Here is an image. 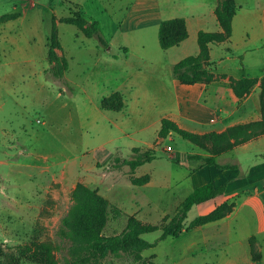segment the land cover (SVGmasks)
I'll return each instance as SVG.
<instances>
[{
    "label": "crops",
    "instance_id": "0c3cea01",
    "mask_svg": "<svg viewBox=\"0 0 264 264\" xmlns=\"http://www.w3.org/2000/svg\"><path fill=\"white\" fill-rule=\"evenodd\" d=\"M120 2L0 0V6L11 7L9 11L0 10V16L14 14L13 18L0 21V69H8L2 84L7 95L14 94L13 87L19 84L29 96L30 106L42 116L41 126L27 142L17 140L15 145H8L9 149L17 148L18 160L6 162L28 169L26 175L38 182L42 195L48 191L50 180L61 185L69 183L70 189L82 182L97 189L109 203L149 223H158L164 215H171L195 187L205 183L223 186L222 195L192 208H202L199 216L225 200H234L233 210L217 221L160 240L150 248L151 264H264V179H251L258 170V159L264 160V133L216 156L214 164L194 170L184 183L189 190L183 198L178 193L180 177L162 171H138L150 161L137 166L131 174L149 175L148 182L140 186L125 183L117 176L100 179L94 172L100 164L110 163L116 151L152 147L164 117L199 134L221 132L259 118L257 94L258 84L264 78V35L258 37L253 33V45H249V33L240 36L234 32L235 20L243 6L246 3L264 6V0H235L238 9L232 19L230 38L210 45V71L216 79L208 84H182L173 75L172 66L183 57L198 53V31L220 30L214 14L217 0H127L126 7L118 13ZM26 3L29 9L25 8ZM68 3L80 4L86 19L99 22L109 46L102 47L95 37L84 36L72 24L57 22L61 45L57 53L68 60L64 77L69 88L62 91L44 71L49 67L47 42L52 16L57 19L68 16ZM18 6L26 10H17ZM257 12L254 17L262 25L264 8ZM174 17L185 19L188 36L178 45L162 49L158 42L159 24ZM71 26L75 28L72 33L60 32L72 30ZM63 34L72 39L70 48L64 45ZM229 77L256 78L257 82L239 99L230 88ZM115 91L124 95L125 106L119 111L102 109L101 98ZM230 100L234 105L238 100L248 102V107L246 110L229 107ZM4 103L1 100L0 106ZM153 135L155 139L151 141ZM57 144L65 151L63 162L50 160L51 154L45 152ZM238 148L250 154L248 161L234 156V160L226 163L227 154H235ZM98 150L104 151L102 159L95 154ZM110 174L107 172L106 176ZM159 234L156 231L155 238ZM252 237L258 260L252 258Z\"/></svg>",
    "mask_w": 264,
    "mask_h": 264
},
{
    "label": "trees",
    "instance_id": "16d2710c",
    "mask_svg": "<svg viewBox=\"0 0 264 264\" xmlns=\"http://www.w3.org/2000/svg\"><path fill=\"white\" fill-rule=\"evenodd\" d=\"M70 14L57 19L52 16L51 28L48 36L47 61L49 67L45 69L46 77L54 82L60 90L68 89L69 85L64 75L68 69V60L64 55L57 53L61 50L58 37L57 22L74 25L84 36L95 37L102 47L109 44L101 34L99 22L86 19L78 3L66 4ZM238 6L235 0H217L214 6V14L219 25V31L200 30L197 33L198 53L188 55L180 59L172 66V73L182 84H194L202 82L208 84L216 79L210 71L212 62L209 57L211 44L227 41L232 34V19ZM14 17V14L0 16V21ZM188 36L185 19L174 17L161 20L158 27V42L162 49L178 45ZM126 52V48H124ZM113 56H116L113 54ZM256 78L234 79L229 77L232 92L237 98H242L250 92L256 84ZM261 92L259 94L261 117L248 120L227 127L221 132L210 131L207 133H195L179 127L169 118H162L158 136L165 138L170 132L181 136L183 139L197 145L210 154L206 162L214 164V158L235 146L259 137L264 133V78L261 79ZM125 106L124 95L115 91L100 100V107L105 110L119 111ZM133 157L130 159H114L121 161L131 170L146 162L154 156L149 150L132 148ZM149 175L133 177L130 182L140 186L148 182ZM224 193L223 186L214 187L211 183H205L195 187L178 205L174 214L170 217L164 215L158 223L142 221L134 214L126 215L124 228L115 234H103L109 214L114 218L124 214V211L116 206H110L108 200L82 182H77L72 189V204L61 219L59 231L70 240L72 262L70 264H100L107 256L130 261L134 264H151L152 255L144 257L142 252L153 248L166 238H175L183 230L190 229L205 223L217 221L228 213L234 206V200H225L216 205L211 211L199 215L186 223L188 211L195 205L207 202ZM160 231L154 241H148L142 237L146 233ZM254 238H250L251 254L254 260H258L259 253L255 248ZM47 243L33 242L30 245L20 246L11 253H6L0 248V264H50L46 261L49 252Z\"/></svg>",
    "mask_w": 264,
    "mask_h": 264
},
{
    "label": "rangeland",
    "instance_id": "374dc122",
    "mask_svg": "<svg viewBox=\"0 0 264 264\" xmlns=\"http://www.w3.org/2000/svg\"><path fill=\"white\" fill-rule=\"evenodd\" d=\"M126 2L127 0H121V5L118 6L119 8L117 7L118 13H121L119 10H123L126 7ZM10 8V6H0L1 12L9 11L11 10ZM25 8L29 9L30 5L26 3ZM25 8L20 9V6H18L17 10L24 12L26 10ZM263 8V5L246 3L243 6V11L239 13V16L235 20L234 33H238L237 35L240 36H242V33H249L251 36V40L249 39L250 42L253 40V33L258 37L264 35V24L262 23V25H260L254 17L258 13L257 10ZM47 20H49V17ZM25 24H27V21H25ZM27 25L25 26L26 28H28ZM47 27L48 24L44 26L45 30ZM71 27L72 30L61 29L60 32L72 33V31H75L73 30L75 28L73 26ZM68 36V34H63L62 41L66 47L70 48L69 46L72 39ZM249 45H253V43L251 42ZM6 73H8V69H0V102L1 100H5V103L0 106V248L6 253H11L16 251L18 247L30 245L33 242L47 243L49 246V252L45 257L47 262L50 264H70L72 262L70 240L59 231L61 219L67 213L73 202L70 184L61 185L50 180L48 182V191L42 195V190L38 182L26 175L28 169H23V167L11 165L6 162L7 160L9 162H16V160H18L15 159L18 153L17 148L9 149L8 145L11 143L15 145L17 140L27 142L28 137L34 136L33 134L37 132L36 129L41 126L40 124L42 121V116L38 109L30 106V98L24 91H21V86L19 84L13 87L15 90L14 94L7 95L6 88L2 84V78L5 77ZM261 83L260 80L257 94L260 108L259 117H261L259 100V94L262 89ZM228 105L232 108L235 106L236 109L240 108L246 110L248 102L242 103L241 100H238L234 105L230 100ZM249 106L251 107V104ZM200 113L203 114V112ZM3 129L6 130V133H3ZM151 138V141H153L155 136L153 135ZM168 146H171V149H168ZM141 150L151 151L154 158L148 164H144L140 167L138 171L140 173L144 170H153L156 173L162 171L169 176H175L176 178L180 177L181 185L178 193L181 198H183L189 190V187L185 188L184 183L189 179L190 174L200 166L212 165L206 162V159L210 156H202L199 154L208 152L172 132L165 138H156L152 147ZM45 152L51 154L49 155V159L53 161L63 162L65 158V151L58 144ZM233 153L227 154L224 159L226 163L231 162L229 160H234V156L248 161L250 155L245 154V152L241 151L239 148L236 150L235 154ZM95 154L98 158L102 159L104 151L98 150ZM133 155L132 150L128 152L116 151L114 157L123 160L130 159ZM185 159L187 162H185ZM258 160L260 161L258 162V170L256 175H252V180L264 179V160H261V158ZM108 165L110 170L107 167ZM134 171V169L131 170L127 165L122 164L121 161H116L114 158L110 163L106 162L94 168V172L100 179L105 177L114 179L117 176L118 179L124 180L125 183L130 181V176ZM107 172H111V174L106 176ZM166 189L168 191L171 190V188L168 187H166ZM109 204L110 206H116L112 203ZM201 209L202 208L195 207L188 211L186 221L188 222L197 216ZM174 212L169 216L171 217ZM125 214L127 213L124 212V214L117 218L109 214L108 223L106 222L107 227L103 230V234L111 235L120 232L126 224ZM120 218L122 220H120ZM115 219H118V222H116ZM155 235L156 231L146 233L142 235V237L148 241H154L157 238H155ZM143 253L144 256L148 258V255L152 253V249H146ZM100 264L134 263L107 256L101 260Z\"/></svg>",
    "mask_w": 264,
    "mask_h": 264
},
{
    "label": "built area",
    "instance_id": "2783aa9c",
    "mask_svg": "<svg viewBox=\"0 0 264 264\" xmlns=\"http://www.w3.org/2000/svg\"><path fill=\"white\" fill-rule=\"evenodd\" d=\"M167 148H168V149H171V146H168Z\"/></svg>",
    "mask_w": 264,
    "mask_h": 264
}]
</instances>
